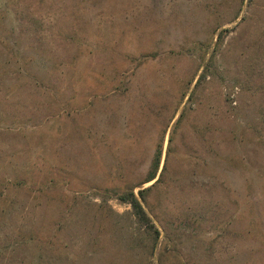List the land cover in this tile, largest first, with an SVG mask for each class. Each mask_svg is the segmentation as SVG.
<instances>
[{"label": "rangeland", "instance_id": "374dc122", "mask_svg": "<svg viewBox=\"0 0 264 264\" xmlns=\"http://www.w3.org/2000/svg\"><path fill=\"white\" fill-rule=\"evenodd\" d=\"M158 145L155 242L103 189ZM38 255L264 264V0H0V264Z\"/></svg>", "mask_w": 264, "mask_h": 264}, {"label": "trees", "instance_id": "16d2710c", "mask_svg": "<svg viewBox=\"0 0 264 264\" xmlns=\"http://www.w3.org/2000/svg\"><path fill=\"white\" fill-rule=\"evenodd\" d=\"M29 16V14H28ZM39 22L36 19L28 17V30L32 32L33 40L37 43L43 44L44 36L41 31H39ZM223 32L219 35V41L223 39ZM178 122V121H177ZM172 137L169 141L171 143ZM161 148L162 145L156 147L151 162L149 163L147 169L144 171L141 178L136 181L133 180H123L121 183L115 184L111 187L104 188L103 191L109 196V198L116 199L121 204L127 205L131 209V213L136 223L139 224L144 233L153 241H157L159 238V231L155 226L151 205L149 204V194L152 192L154 187L160 183L162 175L164 173V167L158 175L160 160H161ZM158 175V177H157ZM150 186L144 188L146 184L152 183ZM32 184V183H30ZM53 183L50 181L44 180L42 183H39L36 191L42 193L46 188ZM30 186V185H29ZM28 186V187H29ZM33 240L28 239V243H31ZM58 260V259H57ZM28 264H64L58 261H50L46 259L43 255H38L32 257Z\"/></svg>", "mask_w": 264, "mask_h": 264}]
</instances>
